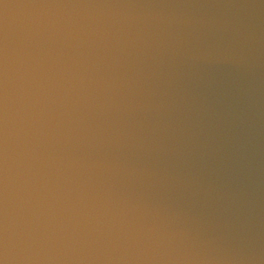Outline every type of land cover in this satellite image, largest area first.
I'll list each match as a JSON object with an SVG mask.
<instances>
[{
    "label": "water",
    "instance_id": "95a60500",
    "mask_svg": "<svg viewBox=\"0 0 264 264\" xmlns=\"http://www.w3.org/2000/svg\"><path fill=\"white\" fill-rule=\"evenodd\" d=\"M0 264H264V0H0Z\"/></svg>",
    "mask_w": 264,
    "mask_h": 264
}]
</instances>
